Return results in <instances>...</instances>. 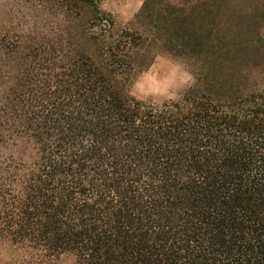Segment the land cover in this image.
<instances>
[{
  "label": "trees",
  "instance_id": "16d2710c",
  "mask_svg": "<svg viewBox=\"0 0 264 264\" xmlns=\"http://www.w3.org/2000/svg\"><path fill=\"white\" fill-rule=\"evenodd\" d=\"M0 0L9 264H264V0ZM165 53L193 83L132 87Z\"/></svg>",
  "mask_w": 264,
  "mask_h": 264
},
{
  "label": "rangeland",
  "instance_id": "374dc122",
  "mask_svg": "<svg viewBox=\"0 0 264 264\" xmlns=\"http://www.w3.org/2000/svg\"><path fill=\"white\" fill-rule=\"evenodd\" d=\"M141 1L104 0L101 7L111 14L116 24L123 25L133 18ZM192 83L191 67L184 60L160 53L138 76L132 94L138 99L153 102L177 99ZM11 256L10 248L0 242V264H9Z\"/></svg>",
  "mask_w": 264,
  "mask_h": 264
}]
</instances>
